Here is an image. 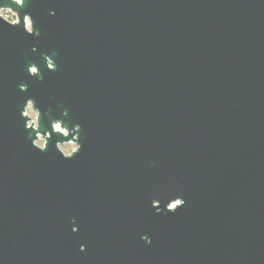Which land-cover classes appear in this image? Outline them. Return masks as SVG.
I'll list each match as a JSON object with an SVG mask.
<instances>
[{
    "label": "water",
    "instance_id": "1",
    "mask_svg": "<svg viewBox=\"0 0 264 264\" xmlns=\"http://www.w3.org/2000/svg\"><path fill=\"white\" fill-rule=\"evenodd\" d=\"M6 10L0 264H264V0Z\"/></svg>",
    "mask_w": 264,
    "mask_h": 264
},
{
    "label": "rangeland",
    "instance_id": "2",
    "mask_svg": "<svg viewBox=\"0 0 264 264\" xmlns=\"http://www.w3.org/2000/svg\"><path fill=\"white\" fill-rule=\"evenodd\" d=\"M16 1H17V0H16ZM0 16H1L4 20H6V21H8V22H11V23L15 22V15H14L12 12H10L9 10L2 11V12L0 13ZM32 112L35 113L34 111H32ZM35 114H36V113H35ZM27 116H28V115H27ZM36 116H37V115H35V118H34V119H33L31 116H28V117L31 119V122L34 123V124H35ZM29 124H30V123H29ZM41 142L44 143V141H43L42 139H39V140H38V145H39ZM59 149H60V151H61L65 156H70L71 153H72L73 151H75L76 146H75V144H73V143H68V144H63V145H61V146L59 147Z\"/></svg>",
    "mask_w": 264,
    "mask_h": 264
},
{
    "label": "clouds",
    "instance_id": "3",
    "mask_svg": "<svg viewBox=\"0 0 264 264\" xmlns=\"http://www.w3.org/2000/svg\"><path fill=\"white\" fill-rule=\"evenodd\" d=\"M17 2L19 3L20 0H17ZM35 72H36V69L33 67V68L30 69L29 74L31 75V74H34ZM32 108H33V101H32V100L27 101L26 115L31 116V117L34 119L36 114L32 112ZM54 127H55L56 130H59V125H55ZM34 146H35L36 148L39 147V149H43V148H44V143L41 142V143L38 145V141H36L35 144H34ZM181 206H182V205H181ZM173 212H175V209H173ZM83 250H84V249H83V247H82V248H81V251H83Z\"/></svg>",
    "mask_w": 264,
    "mask_h": 264
},
{
    "label": "snow or ice",
    "instance_id": "4",
    "mask_svg": "<svg viewBox=\"0 0 264 264\" xmlns=\"http://www.w3.org/2000/svg\"><path fill=\"white\" fill-rule=\"evenodd\" d=\"M175 207V206H174ZM181 207V206H180ZM180 207H175V211L178 209V208H180Z\"/></svg>",
    "mask_w": 264,
    "mask_h": 264
}]
</instances>
